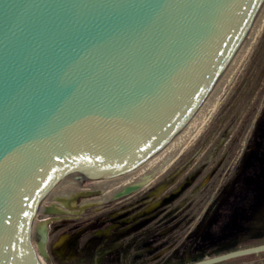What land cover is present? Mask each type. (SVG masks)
I'll use <instances>...</instances> for the list:
<instances>
[{"label": "water", "instance_id": "95a60500", "mask_svg": "<svg viewBox=\"0 0 264 264\" xmlns=\"http://www.w3.org/2000/svg\"><path fill=\"white\" fill-rule=\"evenodd\" d=\"M261 2L0 0V264H43L42 199L97 192L181 129Z\"/></svg>", "mask_w": 264, "mask_h": 264}, {"label": "rangeland", "instance_id": "374dc122", "mask_svg": "<svg viewBox=\"0 0 264 264\" xmlns=\"http://www.w3.org/2000/svg\"><path fill=\"white\" fill-rule=\"evenodd\" d=\"M254 39L211 116L191 139L189 146L179 152L160 174V180H156L160 193L174 190L183 184L180 195L166 206L170 210L162 213L155 219L156 222L152 220L141 226L136 225V214L144 205L139 208L133 206L140 193L147 188V185H139L121 196L85 206L79 213L81 224L76 228L79 236L65 244L55 245L52 241L61 234L57 230L67 222V218L62 216L66 213L44 212L45 205L50 202H58V205L62 201L42 199L34 224L37 226L44 218L52 219L49 220L45 244H42L41 249L35 244L43 264L49 258L69 264H161L175 255L178 244H172L163 253L162 259H154L157 252L170 245L160 244L162 240L177 239L179 233L189 234L197 230L199 224L209 216L224 192L226 182L242 170L241 161L264 118V20ZM167 156L154 164L161 163ZM157 169H153V172ZM148 176L156 178L152 172ZM262 192L264 194V190ZM98 195H86L75 200L95 198ZM64 206L66 209L80 207L78 204L73 207L71 201ZM260 208L264 209V199L260 201ZM169 215L175 217L163 222ZM179 218L181 222L177 223ZM257 219L250 222L255 231L251 234L253 240L261 239L262 236L264 238V211ZM72 230L63 234L67 237ZM35 234L36 231L33 232V241L36 243ZM223 245L232 244H210L209 248L218 249Z\"/></svg>", "mask_w": 264, "mask_h": 264}, {"label": "flooded vegetation", "instance_id": "af4514ba", "mask_svg": "<svg viewBox=\"0 0 264 264\" xmlns=\"http://www.w3.org/2000/svg\"><path fill=\"white\" fill-rule=\"evenodd\" d=\"M241 164L243 166L242 170L232 178H229L228 182H226L224 192L221 194L218 202L214 204L211 213L208 214L209 216L199 224V228L190 231L189 234L179 233L177 239L172 240L168 238L162 240L160 244L170 245L157 252L154 259H162L163 253H166L172 244H178L175 255L170 256L168 260L161 264H189L236 249L264 243L263 236L261 239H252L251 234L255 231L252 230V226L250 225V222L257 221V218L261 216L264 211L262 208L259 209L260 201L264 199V194L262 192L264 190V118L260 127L254 132L252 142L246 150ZM154 170L150 171L149 174L152 172L157 175L158 169L153 172ZM147 176L143 177L142 180L131 183V185H125L124 188L126 186H132V188L127 191H123V188V190L113 196H121L139 185H147V188L144 192L140 193L141 195L136 199L137 202L133 206L139 208L144 205L143 209L136 214L137 219L135 222L138 226L149 223L152 220L156 222L155 219L160 217L162 213L170 210L166 209V206H168L175 197L180 195V191L184 188L182 184L174 190L160 193V187L157 188L156 185V180H160L159 176L155 179ZM96 190L97 192H92L87 195L91 196L101 193L99 188ZM82 200L85 201L88 199L82 198ZM82 200L76 201L75 199H68L61 200L63 203L61 202V204H58L59 206L57 205L58 202H50L47 205L48 208H50L48 212H64L66 214H62V216L67 218V222L57 230V233L61 234L52 241L53 244H65L66 242L72 241L76 236H79V231L76 229L81 224L79 213L85 206L96 202L89 201V203L87 201L82 202ZM68 201L72 202L73 207L76 206V204L80 207L78 209L64 208V205ZM148 212L149 214H147ZM174 217V215H169L167 218L163 219V222L170 221ZM50 218L51 217L44 218L38 224V226L42 227V236H40V228L37 226L38 229H36L37 231L35 234L37 238L36 243L33 241L34 244H39V242L40 244H45L49 220H52ZM180 222V218L177 219V223ZM71 228H73V230L70 232V235L66 237L63 232ZM239 239H242V241ZM210 244L232 245H223L218 249H210ZM46 264L69 263L59 261L55 258H49ZM205 264H264V249L228 256Z\"/></svg>", "mask_w": 264, "mask_h": 264}, {"label": "bare ground", "instance_id": "6f19581e", "mask_svg": "<svg viewBox=\"0 0 264 264\" xmlns=\"http://www.w3.org/2000/svg\"><path fill=\"white\" fill-rule=\"evenodd\" d=\"M263 20H264V0H262L243 38L241 39L239 45L237 46L231 58L229 59L228 63L222 70L215 84L210 89V91L207 93V95L205 96L201 104L198 106V108L195 110V112L191 115V117L187 120V122L181 127V129L173 137H171V139H169V141H167L157 152H155L150 158H148L141 165L135 167L134 169H131L129 171L122 173L121 175H119L118 177L110 181L109 183L101 186L99 188L101 193L95 198H91L85 201L82 200V202H86V201L87 202L89 201L97 202L101 200L103 202V200L105 199L107 200V198L113 197L116 193L123 190L124 186L127 185V183L131 185V183L133 182L142 180V178L147 176L151 170L155 168H159L156 178H158V176H160V174L164 170H166V168L174 161L176 155L179 152H181L190 143L194 135L203 127V125L206 123L208 118L211 116L214 108L219 103L226 87L228 86V83L232 81L231 79L233 75L240 67L245 54L249 52L248 50L253 40H255L254 38ZM256 27H257V30L255 32V35L253 38H251ZM250 38L252 39L251 42L249 41L251 40ZM246 45L248 48L246 47ZM184 139H186L185 142L181 144V146H179L175 151H173ZM166 156L167 158L163 159L161 163L154 164L155 162H157L158 160ZM124 182L126 184H122ZM56 200H61V199H56ZM63 200H68V199H62V201Z\"/></svg>", "mask_w": 264, "mask_h": 264}]
</instances>
